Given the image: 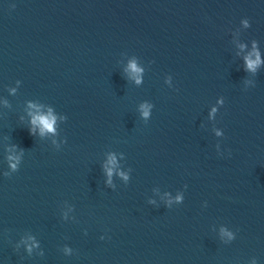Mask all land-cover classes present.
I'll list each match as a JSON object with an SVG mask.
<instances>
[{"label": "water", "instance_id": "1", "mask_svg": "<svg viewBox=\"0 0 264 264\" xmlns=\"http://www.w3.org/2000/svg\"><path fill=\"white\" fill-rule=\"evenodd\" d=\"M0 264H264V0H0Z\"/></svg>", "mask_w": 264, "mask_h": 264}, {"label": "clouds", "instance_id": "2", "mask_svg": "<svg viewBox=\"0 0 264 264\" xmlns=\"http://www.w3.org/2000/svg\"><path fill=\"white\" fill-rule=\"evenodd\" d=\"M255 63H258V60L255 61V62L250 60L249 61V67L250 68L253 67ZM131 67L134 70H137V69H135V65L134 64L131 65ZM37 121H39L42 124L44 129H47L49 131L53 130V121L52 120H50L48 118H45V117H37L36 120H34V122H37Z\"/></svg>", "mask_w": 264, "mask_h": 264}]
</instances>
